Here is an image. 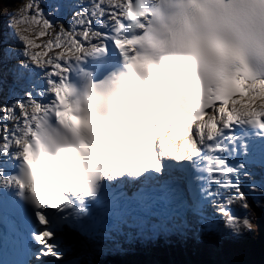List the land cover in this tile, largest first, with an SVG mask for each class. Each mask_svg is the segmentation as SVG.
Here are the masks:
<instances>
[{"label": "snow or ice", "instance_id": "6c2138e0", "mask_svg": "<svg viewBox=\"0 0 264 264\" xmlns=\"http://www.w3.org/2000/svg\"><path fill=\"white\" fill-rule=\"evenodd\" d=\"M204 3L212 11L201 10L202 19L226 30L228 42L212 32L161 58L148 50L174 0H51L47 15L29 0L8 13L0 189L23 205L6 224L15 264H75L64 258L66 234L89 235L158 201L201 218L210 206L235 235L251 229L231 205L264 196V180L252 179L254 169L264 172V0Z\"/></svg>", "mask_w": 264, "mask_h": 264}, {"label": "clouds", "instance_id": "9594fccd", "mask_svg": "<svg viewBox=\"0 0 264 264\" xmlns=\"http://www.w3.org/2000/svg\"><path fill=\"white\" fill-rule=\"evenodd\" d=\"M201 10L211 12L210 5L204 0H174L170 9L169 22L161 28L157 35V44L148 50L154 58H161L172 50L182 49L192 42L195 37L217 32L225 43L231 38L230 34L221 26L205 21L201 17ZM251 65L255 66V58L249 56Z\"/></svg>", "mask_w": 264, "mask_h": 264}, {"label": "bare ground", "instance_id": "6f19581e", "mask_svg": "<svg viewBox=\"0 0 264 264\" xmlns=\"http://www.w3.org/2000/svg\"><path fill=\"white\" fill-rule=\"evenodd\" d=\"M254 200H255V199H253V198H249V199H248V202H253ZM140 247H142V246L140 245ZM141 250H142V249H141ZM120 251H121V250L118 249V250H117V253H120ZM222 257L227 258V255L224 254V255H222Z\"/></svg>", "mask_w": 264, "mask_h": 264}, {"label": "rangeland", "instance_id": "374dc122", "mask_svg": "<svg viewBox=\"0 0 264 264\" xmlns=\"http://www.w3.org/2000/svg\"><path fill=\"white\" fill-rule=\"evenodd\" d=\"M142 248V247H141ZM250 249H252V247H250Z\"/></svg>", "mask_w": 264, "mask_h": 264}]
</instances>
